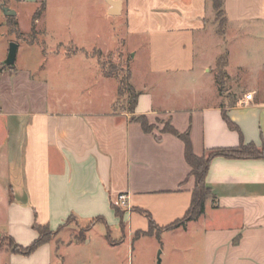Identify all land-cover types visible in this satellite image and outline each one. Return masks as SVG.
I'll list each match as a JSON object with an SVG mask.
<instances>
[{
  "label": "crops",
  "instance_id": "1",
  "mask_svg": "<svg viewBox=\"0 0 264 264\" xmlns=\"http://www.w3.org/2000/svg\"><path fill=\"white\" fill-rule=\"evenodd\" d=\"M110 1H120L119 14H109ZM48 2L44 1L36 24L42 23ZM94 2L104 7L105 18L123 19L122 44L129 38L139 40L146 61L141 77L136 78L132 66L138 49L127 62L130 83L139 93L134 114L146 115L157 128L145 133L131 121L128 110L71 109L47 79L34 76L16 61L13 69L2 70L0 242L10 236L27 246L38 235L35 224L56 230L73 216L82 229L96 218L105 221L86 231L85 239L97 225H104L109 235L115 228L121 230L120 239L110 235L116 244L106 239L117 247L126 239L132 245L137 231L148 230V218L138 210L148 212L158 227L181 218L195 181L184 158L183 141L162 133L164 124L158 119H169L180 133L188 130L197 156L241 143L264 148V0H223L222 35L217 32L211 0ZM14 17L20 31H25L17 13ZM76 47L65 56L81 52L90 57L84 47ZM223 53L226 76L244 86L226 96L220 93L215 71ZM98 74L99 91H106L111 77L101 68ZM157 88L163 90L162 96L156 94ZM93 104L88 100V106ZM223 111L237 130L227 126ZM206 183L211 195L204 213L184 228L199 229L204 264H264V158L216 156L210 161ZM120 194L125 199L118 207L119 217L113 206ZM179 229L162 231L158 238ZM71 233L66 226L29 255L0 246V264H56L55 260L70 264L68 250L82 245ZM153 236L157 237L141 235L135 241ZM77 264H84L81 256Z\"/></svg>",
  "mask_w": 264,
  "mask_h": 264
},
{
  "label": "rangeland",
  "instance_id": "2",
  "mask_svg": "<svg viewBox=\"0 0 264 264\" xmlns=\"http://www.w3.org/2000/svg\"><path fill=\"white\" fill-rule=\"evenodd\" d=\"M42 1L45 0H8L6 5L18 14L20 27L25 31H20L19 27L14 31L7 25L6 21L10 16L4 15L0 6V61L5 60L9 44L17 42V66L29 69L36 77L47 79L51 90L63 97L62 103H66L71 109L107 107L128 110V95L118 96L117 86L119 79L125 74L130 56L136 53L140 42L129 38L122 44L120 37L124 36L123 19L110 16L105 18L104 7L94 0H49L42 23H34L32 28V14ZM113 34L115 38H112ZM76 46L84 47L85 53L90 57L78 52L67 58L65 53L74 51ZM106 48L108 49L103 50ZM98 61L104 62L106 67L109 64L116 67L117 76L108 79L106 91L102 92L99 91L97 82L100 70ZM132 66L137 71L138 79L146 66L145 53L141 49H138ZM215 71L217 72V68ZM218 86L223 96L236 94L244 87L233 79L229 80L227 76ZM156 94L162 96L164 93L161 88H157ZM88 100L95 106H88ZM166 120L158 119L157 122L164 123ZM153 125L154 130L157 125ZM66 226L72 231L71 237L82 230L73 219L61 230ZM185 226L178 231L167 232L161 238L142 237L135 241L136 238L133 237L132 245L126 239L120 246L112 247L106 242V227L97 225L87 233V239L80 241V249H70L67 254L71 259L70 264H77L80 256L84 259V264H204L201 233L196 225H190L188 231L184 229ZM110 235L120 239L123 232L115 228ZM125 235L127 238V230ZM67 236L68 231H65L63 237ZM88 238L92 239V243L86 245ZM0 245L8 248L9 243L3 238ZM56 262L58 263L57 260Z\"/></svg>",
  "mask_w": 264,
  "mask_h": 264
},
{
  "label": "trees",
  "instance_id": "3",
  "mask_svg": "<svg viewBox=\"0 0 264 264\" xmlns=\"http://www.w3.org/2000/svg\"><path fill=\"white\" fill-rule=\"evenodd\" d=\"M0 2L1 4L2 3L5 5L7 4V0H0ZM211 2L213 9L215 11V20L218 26L217 30L220 34H223L225 22H226L224 10H223V0H211ZM43 9H44V1H42L41 6L37 8V10L34 12L32 16V28H34V23L36 19L41 15ZM7 23L9 26H11L14 29V31H17L18 24L14 16H10L7 20ZM74 51H77V49H75ZM226 64H227L226 54L223 53L217 58V62H216V66H217L216 81L220 84L223 83V79L226 76V72H225ZM99 66L101 68L103 75L108 77L117 76L115 74L116 67L114 65L109 64V66L106 67L104 62H99ZM13 68L14 66H7L4 63L0 64V72L4 69H13ZM130 77H131L130 69L128 68V66H126L125 74H123V76L119 79L118 82L117 94L118 96L128 95V100H129L128 111L132 113V116L130 118L131 121H135L139 123L142 130L145 133H151L154 128V125L149 123L146 115L134 114V108L137 103V98L139 93L131 85ZM223 118L230 129H235V130L238 129L235 123H233L228 118L225 111H223ZM163 124L164 127L161 130L162 133L173 134L179 139H181L184 143V158L190 167V175L194 178L195 181L194 188L191 192V201L189 207L187 208V210L185 211L184 215L181 218L163 227H158L148 212H145L143 210H138L139 212L144 213L147 216L148 230L146 232L137 231L135 233L136 238L141 235H152L153 233H155L158 237L162 231H169L176 229L178 227L185 226L187 222L197 220L204 213L205 200L207 196L211 195V190L206 183V176L212 158L216 156H222L226 158H264V148L258 147L254 143H248V144L241 143L240 145L234 147L215 148L205 152L202 156H197L193 152L188 130L183 133L178 132L173 126L170 125L169 119H167ZM113 208L115 214L120 217L122 215L120 209L116 206H113ZM70 219L74 220L73 216H69L63 224L57 227L56 230L50 229L48 225L35 224L34 228L37 231L38 235L27 246L17 244L10 236H4L5 240H7V242L9 243L8 249L12 253L29 255L32 252H34L39 246L50 241L67 224V222ZM99 221L105 223V221L102 218L94 219L91 223H89L86 227H84L79 232V234H76L74 236V240L77 242L84 240L85 232L88 231L95 223ZM106 239L111 244H116V242L111 239L109 235V231L106 234Z\"/></svg>",
  "mask_w": 264,
  "mask_h": 264
},
{
  "label": "water",
  "instance_id": "4",
  "mask_svg": "<svg viewBox=\"0 0 264 264\" xmlns=\"http://www.w3.org/2000/svg\"><path fill=\"white\" fill-rule=\"evenodd\" d=\"M119 2L120 1H110L109 4L112 6V10L109 12L110 15H117L119 14ZM2 11L4 15L6 16H15L16 12L12 9H10L7 5L1 4ZM17 50H18V43L17 42H11L9 44L8 53L3 61V63L7 66H14L17 56Z\"/></svg>",
  "mask_w": 264,
  "mask_h": 264
},
{
  "label": "built area",
  "instance_id": "5",
  "mask_svg": "<svg viewBox=\"0 0 264 264\" xmlns=\"http://www.w3.org/2000/svg\"><path fill=\"white\" fill-rule=\"evenodd\" d=\"M251 94H246L245 98L246 99H251ZM124 199H125V196L123 194H120L117 198V200L115 201V206H121L123 203H124Z\"/></svg>",
  "mask_w": 264,
  "mask_h": 264
}]
</instances>
